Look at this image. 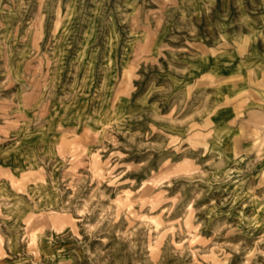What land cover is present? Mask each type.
<instances>
[{"label":"rangeland","instance_id":"obj_1","mask_svg":"<svg viewBox=\"0 0 264 264\" xmlns=\"http://www.w3.org/2000/svg\"><path fill=\"white\" fill-rule=\"evenodd\" d=\"M0 264H264V0H0Z\"/></svg>","mask_w":264,"mask_h":264}]
</instances>
